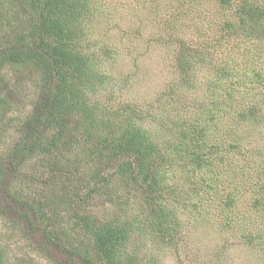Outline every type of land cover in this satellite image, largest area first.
<instances>
[{
  "label": "trees",
  "instance_id": "1",
  "mask_svg": "<svg viewBox=\"0 0 264 264\" xmlns=\"http://www.w3.org/2000/svg\"><path fill=\"white\" fill-rule=\"evenodd\" d=\"M96 1L0 0V65L29 70L41 93V100L33 103L23 119L21 112L8 117L9 123L19 121L22 127L15 132L25 135L0 154V215L6 211L11 225L25 230L21 217L26 208H31L37 222L32 223L36 227L30 232L40 235L47 246L53 240L59 249L62 247L66 264H127L124 257L128 261L136 259L126 251L135 229L133 222L110 215L102 217L91 206L98 202L114 203L119 182L127 188V194L143 195L149 208L146 215L151 216L146 218L151 233L156 227L157 238L164 241L168 237L167 242H171L172 235H167L179 226L177 213L160 198L164 190L168 192L167 164L171 154L180 151L189 159L187 165L198 168L205 163L211 165L215 159L213 154L205 155L187 123L229 125L227 129L221 128L222 148L227 156H222L223 160L229 159L232 175L244 176L249 168L248 174L256 180L254 190L255 186L264 189V149L245 145L253 137L252 132L244 135L249 122L256 125V130L263 129L264 134V62L262 68L243 62L242 70L237 72L228 60L234 49L230 46H238L242 36L245 47H258L254 60L258 56L264 58V1L217 0L220 12L216 10L217 18H212L213 26L209 25L212 32H199L183 39L179 35L170 38L163 24H175L176 18L183 16L185 5L194 9L196 0L185 4H181L184 0H169L170 7L175 6L177 11L159 17L160 37L154 39L176 52V70H172L176 79L160 87L161 95L155 105V112L159 109L158 120L166 123L164 139L144 125L145 113L138 111L136 105L131 103L127 109L114 110L105 109L98 101L90 102L87 92L95 90L93 80L104 82L105 76L96 78L95 72L90 71L94 55H81L76 50L85 26L78 27V31L73 27L84 23V18L100 17L101 5L97 6ZM223 14L229 15L222 18ZM221 45L229 46L227 53ZM197 63H205L207 70L217 69L207 87L221 98L211 108L197 104L199 97L195 96L189 103L186 93L181 99L177 89L179 85L187 92L186 85L191 92L195 87L193 68ZM170 102L177 103V113L168 106ZM8 112L10 102L0 89V122ZM237 127H242L243 135L241 129L236 131ZM82 143L86 145V157L77 150ZM232 151L237 152L238 162L231 158ZM15 177L20 184H12ZM237 181L242 183V179ZM261 206L264 207V200L258 197L253 207ZM67 214L73 215L67 218ZM58 231L82 232L79 246L64 251ZM0 264L36 263L28 256L9 261L0 245Z\"/></svg>",
  "mask_w": 264,
  "mask_h": 264
},
{
  "label": "rangeland",
  "instance_id": "2",
  "mask_svg": "<svg viewBox=\"0 0 264 264\" xmlns=\"http://www.w3.org/2000/svg\"><path fill=\"white\" fill-rule=\"evenodd\" d=\"M188 1L184 0L181 4ZM169 2L171 1L97 0V6L101 5L98 6L100 17L93 20L84 18V23H76L73 27L78 31V27L85 26V34L80 37L76 50L81 55H94L90 71L95 72L96 78L105 76L104 82L93 80L96 82L95 90L87 92L90 102L98 101L105 109L114 110L127 109L126 106L131 103L136 105L138 111L145 113L144 125L151 127L153 134H159L162 139L167 132L164 126L166 123L158 120L156 114L159 109L155 112V105L161 95L160 87L166 83L171 84L176 79L177 75L172 71L176 70V52L168 44L154 39L160 37L157 22L159 17L177 11L175 6L170 7ZM196 3L194 9H188L186 4L185 11L181 12L183 16L176 18L175 24H163L171 34L170 38L179 35L185 39L199 32L207 35L212 32L209 25L213 26L212 18H217L216 10L220 12L219 2L196 0ZM227 15L229 14H223L222 18ZM242 38L243 36L238 46H230L234 49L233 53L228 54V60L230 59L237 72L242 70L240 66L243 67V62L250 65L253 63L252 68H262L264 58L258 56L254 60L259 54L258 47L256 50L245 47L246 41ZM227 47L229 46H220L225 53ZM218 55L221 57V51ZM193 70L197 83L191 92L185 85V90L189 93L177 85L180 98L184 99L186 93L191 103L195 97H199L197 104H205L211 108L216 99L221 98L219 93L216 94L215 90L207 87L209 80L217 74V69L212 67L207 70L205 63H197ZM253 72L252 70L248 74ZM31 74L29 70H17L9 64L0 65V89L10 102V112L0 122L2 155L12 143L25 135L15 132L17 127H22L19 121L9 123L8 117L21 112L23 119L32 109L33 103L41 100L39 87L33 83ZM168 106L177 113V103L170 102ZM188 125L196 133L192 136L197 139L198 146L205 155L210 157L213 154L215 159L211 160V165L205 163L198 168L196 165H187L189 159L180 151L171 154V162L167 164L168 192L164 190L160 197L163 203H167L177 213L176 221L179 226L167 235H172L171 242H167L168 237L164 241L157 238L156 227L152 228L151 233L147 225L149 219H146L151 216L146 215L149 208L143 195L134 192L127 194V188L119 182L116 190L118 197L114 203L98 202L91 207L102 217L110 215L133 222L135 229L132 230L126 251L136 259L128 261L124 257L127 264H264V207H253L256 198L264 200V189L255 186L254 190L256 180L248 174V171L251 173L249 168L244 176L242 173L232 175L229 159L227 162L223 160L227 156L222 148V129H227L229 125L219 122L216 126L204 121L187 123ZM240 129L242 127H237L236 131L239 132ZM174 132L177 134L178 130ZM249 132H252L250 136L253 139L248 138L245 145H255L263 150V129L256 130V125L249 122L244 135ZM240 134L243 135V130ZM85 147L82 143L77 150L85 154ZM231 158L235 162L240 159L235 151L231 152ZM237 179H242L240 185ZM18 182L20 184L18 177L13 178L12 184L17 185ZM7 215L6 211L0 215V245L7 252L9 261L28 256L36 264H66L67 257L61 254L62 247L59 249L53 240H49L47 246L40 235L30 232L36 227L32 223L37 222L31 208H26L21 217L25 230L13 227ZM72 215L67 214V218ZM142 221H145L144 224ZM82 234L80 231H58L57 235L64 244V251L68 252L72 251V247L79 246Z\"/></svg>",
  "mask_w": 264,
  "mask_h": 264
}]
</instances>
